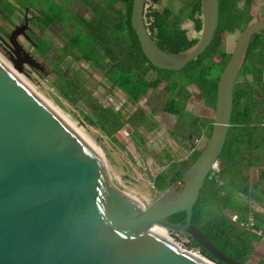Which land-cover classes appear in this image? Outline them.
I'll use <instances>...</instances> for the list:
<instances>
[{
	"label": "water",
	"instance_id": "1",
	"mask_svg": "<svg viewBox=\"0 0 264 264\" xmlns=\"http://www.w3.org/2000/svg\"><path fill=\"white\" fill-rule=\"evenodd\" d=\"M145 4L133 0L131 21L154 66L181 71L211 45L219 26V0H201L199 40L178 54L162 50L153 39ZM263 9L264 0L237 36L220 76L207 145L195 161H188L182 180L148 206L118 186L101 154L0 57V264L211 263L155 232V225L186 234L218 262L240 264L192 224V212L222 155L235 85L252 37L264 30ZM27 14L5 40L16 48L11 60L19 71L25 64L37 67L36 57L18 39L31 28ZM183 211L184 223L171 220ZM251 257L245 264H254Z\"/></svg>",
	"mask_w": 264,
	"mask_h": 264
},
{
	"label": "trees",
	"instance_id": "2",
	"mask_svg": "<svg viewBox=\"0 0 264 264\" xmlns=\"http://www.w3.org/2000/svg\"><path fill=\"white\" fill-rule=\"evenodd\" d=\"M82 1L93 6L97 23H95L96 26L91 25L93 32L88 33L89 37L85 41L80 37V32L77 37L71 38L68 43L69 48L77 49L85 61L103 70L111 85L122 91L133 103L138 104L151 89L165 83V90L170 93V96L163 110L178 118H191L189 123L192 127L199 133L204 132L206 146L213 131L214 120L192 116L187 111V103L191 98L188 88L191 85L197 87L205 104L215 110L218 82L232 56V50H228L223 35L242 32L246 26L243 7L250 3L258 9L262 0H219L220 20L215 37L203 54L181 70L184 77L181 83L170 78L177 73L176 71L163 70L154 66L144 54L137 32L132 26L133 0H100L103 5L102 11H100L99 2L93 5L92 0ZM159 2L160 0H152L153 8L150 9L149 17L153 19L147 26L157 45L162 50L173 54H178L195 45L199 38H191L188 30L181 27V20L175 18L171 5L163 10L154 7ZM184 3L186 10H189L187 17L194 23L195 31L201 33L203 27L201 0H184ZM30 6L31 4L25 7L31 9ZM60 10L63 11V8L59 4H52L47 10L46 17L41 20L42 26L48 28L56 23L64 25V17ZM100 26L101 28H98ZM46 46H43L45 54L48 52ZM63 59L64 57L57 64L59 65ZM152 73L157 74V77L148 80L147 77ZM73 74L76 79L72 81L65 77L64 81H68L66 85H60V81L56 82L62 93L76 98L89 96L90 93L87 92L80 75L75 72ZM240 76H243V79L239 82L237 80L234 88L231 126L219 159L220 172L218 174L212 172L207 178L193 207L192 224L207 235L224 253L238 263L245 264L254 249L256 239L250 235L240 248L230 245L229 234L233 225L225 219L224 212L235 207L233 209L238 213L239 221H247L244 224L249 222L248 216L252 211L250 204L247 200L238 199L237 194L244 195L247 199L255 200L264 206V170L256 182L251 180L249 174V169L255 165L252 159L256 148L253 136L256 131L262 129L259 122L264 119V30L252 37ZM95 108L98 112V124L112 138L126 124L138 125L144 121L143 110L139 117L135 113L125 117L113 106L96 105ZM204 148L194 149L189 160L195 161ZM186 167L173 163L153 178V189L161 194L175 182H180ZM186 216V212L183 211L173 215L171 220L184 223ZM258 216L257 213L254 214L255 221ZM187 237L190 240V237ZM190 246L197 247V244L191 243ZM202 253L207 259L217 264H226L218 262L208 251H202Z\"/></svg>",
	"mask_w": 264,
	"mask_h": 264
},
{
	"label": "rangeland",
	"instance_id": "3",
	"mask_svg": "<svg viewBox=\"0 0 264 264\" xmlns=\"http://www.w3.org/2000/svg\"><path fill=\"white\" fill-rule=\"evenodd\" d=\"M73 1L0 0V38L5 40L7 35L11 34L17 25L24 23L26 10H28L29 19L34 22V19L40 13H42L40 19L45 18L47 10L52 4H59L63 8L60 13L63 15L65 23L64 25L56 23L51 28L42 27L44 30L41 29L40 31L36 29L40 33L41 38L46 40L49 47L53 49L52 51L49 50V55L55 58V62H49L45 58L38 56L34 51L33 45L23 37H20L19 41L27 51L36 57L38 67L32 68L25 64L23 71L17 70L10 55L3 50L1 40L0 57L101 154L118 186L148 206L159 196L152 187L153 178L170 165H173V163H180L184 167L188 164L185 158L187 156V148L185 147L187 140L185 136L188 134L185 128L188 129V127H185L183 123L187 122L189 124L191 118L186 117L185 120L178 118L176 115L168 114L163 110L170 96V93L165 90V83L155 89H151L136 104L130 101L122 91L112 87L101 70L84 63L82 60L80 61L79 53L76 54L77 58L75 57L73 60L71 57L64 58L57 66L56 62L62 56L61 51L65 42L71 39H67L70 31L64 32L62 29L69 27L70 22H72L74 23L71 26L74 27L72 29L74 30L72 38L77 37L80 32L77 29L78 23L75 22L78 15L74 11L80 12L88 17L89 20H94L96 15L93 6L85 4L82 0ZM98 2L101 4L100 11H102L103 5L100 0H92L93 5ZM30 4L31 9L25 7ZM168 5L172 6L177 16L175 18L181 20V27L188 30L189 36L191 38H199L201 33L195 31L194 23L187 17L189 10H186L184 0H160L154 7L163 10ZM151 8H153V4L149 9ZM256 10L255 5L253 6L250 3L243 7L246 24L252 19ZM32 24H30V27L34 28ZM238 35L239 32L231 35L225 33L223 35L224 43L228 46L229 51L233 50ZM80 37L85 41L89 34L85 33L84 35V33H81ZM74 71L78 72L82 78L87 92L90 93L89 96H79L77 98L71 95L66 96L56 84L57 81H60V85H66L68 81H64L65 77L70 78L72 81L75 80ZM176 72L170 78L178 80L180 83L183 82L182 72ZM155 77H157V74L152 73L147 78L149 80ZM242 79L243 76H240L238 82ZM188 90L191 93V98L187 103V111L192 116L214 119L215 110L205 104L197 87L191 85ZM96 105L113 106L125 117H129L134 113L139 117L144 112V121L138 125L126 124L112 138L97 122L98 112L95 108ZM142 110L143 112H141ZM253 143L256 145L254 158L257 159V163L255 160L254 164L261 166L264 164V131L262 129L255 132ZM205 144L206 137H203L199 142V148L205 147ZM174 232H172L174 241L178 244L184 242L185 245L183 247H187V235H183L181 232H178L181 234ZM165 236L167 237V235ZM209 261L217 264L211 260Z\"/></svg>",
	"mask_w": 264,
	"mask_h": 264
},
{
	"label": "crops",
	"instance_id": "4",
	"mask_svg": "<svg viewBox=\"0 0 264 264\" xmlns=\"http://www.w3.org/2000/svg\"><path fill=\"white\" fill-rule=\"evenodd\" d=\"M209 108H212L211 106H208ZM185 125V124H184ZM186 125H189L190 127H188L187 130H189L187 133V135L185 136L187 143L185 144V147L187 148V156L185 157L187 160L186 162L189 161V157L192 154V152L194 151V149L199 148V142L203 139L202 133H199L196 129H194V127H192L191 123H187ZM204 134V132H203ZM255 154V151H254ZM254 154L252 156L253 161L256 160L257 163V159L254 158ZM179 165L182 166V164L179 163ZM184 167V166H182ZM264 170V164H262L261 166L258 164H255L253 167H251L249 169V174L251 176V180L253 182H256L258 179V176L260 175V173ZM236 197L238 199H243V200H247V202H249L250 204V208H251V214L248 216V221L250 220V217L252 216L254 218V214L257 213L259 216L257 218V221H255L254 218V228L257 231H262L263 234L260 235L259 233L255 232L253 229L248 228L244 222L247 221H239V216L238 213H236L234 211L233 208H229L227 210H225L224 214H225V219L231 223L233 225L232 230L230 231V238L229 241L231 242L230 245H232L233 247H237L240 248V246H242L246 240L249 238L250 235H253V237H255V242H254V249L252 251V257H251V263H259V264H264V206L261 205V203L252 200V199H247V197H245L244 195L241 194H237ZM236 201V198H235ZM251 256V255H250ZM250 259V257H249ZM248 262V261H247Z\"/></svg>",
	"mask_w": 264,
	"mask_h": 264
},
{
	"label": "flooded vegetation",
	"instance_id": "5",
	"mask_svg": "<svg viewBox=\"0 0 264 264\" xmlns=\"http://www.w3.org/2000/svg\"><path fill=\"white\" fill-rule=\"evenodd\" d=\"M73 1V0H72ZM74 2V1H73ZM258 10V9H257ZM77 15H78V18H77V20L75 21V22H77L78 23V28L77 29H79V31L81 32V33H84V35H85V33H92L93 32V30H92V28H91V25H93V26H96V24L95 23H97L96 22V15H95V17H94V20H89V18L88 17H86V16H84L83 14H81L80 12H76V11H74ZM257 12V11H256ZM256 14V13H255ZM255 14H253V16L255 15ZM262 14L264 15V9H263V11H262ZM42 15V13H40L38 16H36V18L34 19V22H33V20L31 19H29V17H28V14H27V18L29 19V25L30 24H32L33 25V27L34 28H30L29 30H28V32H27V36H24V35H21V36H19V38L20 37H23V38H25L27 41H29L32 45H33V47H34V51H35V53L38 55V56H40V57H43V58H45L47 61H49V62H55L54 61V57H51L50 55H49V52L50 51H52L53 49L51 48V47H49V45L47 44V42H46V40H44L43 38H41V36H40V33H38L37 32V30L36 29H38V31H40L41 29H43V28H47V27H43L42 26V22H41V16ZM24 18H25V16H24ZM100 24V23H99ZM53 25H55V24H53ZM74 25V23H72V22H70V26L69 27H65L64 29H62V31H64V32H67V31H70V35H69V37L67 38V39H69V38H72V34H73V32H74V30H72L74 27H71V26H73ZM43 27V28H42ZM52 27V26H51ZM51 27H48V28H51ZM70 28H71V30H70ZM98 28H101V26L100 27H98ZM44 30V29H43ZM239 33H241V32H239ZM18 38V39H19ZM66 39V40H67ZM0 40H1V42H2V48H3V50L6 52V54H8V55H10V57H12L14 54H13V50L11 51V49H16L15 47H13V48H9L8 46H7V44L5 43V39H3V38H0ZM68 43H69V40H67L66 42H65V44H64V46H63V48H62V51H61V54H62V56H61V58H67V57H71V59L73 60V58H75L76 57V54L77 53H79V59H80V61L82 60L84 63H88L89 65H92L93 66V64L91 63V62H88V61H85L83 58H82V54L77 50V49H75V48H71V49H69V45H68ZM47 46H46V45ZM43 46H46V47H48V52H47V54H45V53H43V51H44V47ZM50 50V51H49ZM23 56V55H22ZM23 58H24V56H23ZM60 58V59H61ZM77 58V57H76ZM58 62V61H57ZM57 62H56V65L58 66V64H57ZM48 65V64H47ZM37 67H38V64H37ZM94 67V66H93ZM95 68V67H94ZM48 69V68H47ZM96 69H99V68H96ZM99 70H101V69H99ZM78 71V70H77ZM103 73H104V75H105V77H106V74H105V72L103 71V70H101ZM75 72V71H74ZM75 73H78V72H75ZM109 81V80H108ZM113 81V80H112ZM110 82V81H109ZM111 83V82H110ZM111 85V84H110ZM112 87H114L113 85H111ZM257 124H258V122H257ZM185 127H190L189 125H184ZM185 130H186V132H188L189 130H187L186 128H185ZM202 136H205L203 133H202Z\"/></svg>",
	"mask_w": 264,
	"mask_h": 264
},
{
	"label": "built area",
	"instance_id": "6",
	"mask_svg": "<svg viewBox=\"0 0 264 264\" xmlns=\"http://www.w3.org/2000/svg\"><path fill=\"white\" fill-rule=\"evenodd\" d=\"M150 6H152V0H146V4H145V22H146V25L147 26H149V24L151 23V21H152V17H149V13H150ZM149 29V28H148ZM150 30V29H149ZM151 32V31H150ZM259 126L264 130V119H262L260 122H259ZM212 172L214 173V174H218L219 172H220V166H219V162L218 163H216L213 167H212ZM152 187L154 188V186H153V183H152ZM245 225L248 227V228H251V229H253L254 228V219H253V217L251 216L250 217V220H249V222L248 223H245ZM156 228H158V229H162V230H164V232H165V235H167V237H168V239L169 240H171L172 242H174L177 246H179V247H181V248H183V249H185V250H187V251H189V252H191V253H193V254H195V255H197V256H199L200 258H202V259H205V260H207V258L203 255V253H202V251L198 248V247H191L190 246V244H191V242H190V240H189V238L187 237V247H183V245H185L184 244V242H182V243H176L175 241H174V237L172 236V232L173 231H171V230H168L167 228H165V227H162V226H159V225H155L154 227H153V230L154 229H156ZM255 232H257V233H259L260 235H262L263 234V232L260 230V231H257V230H255V229H253ZM155 231V230H154ZM156 232V231H155ZM174 233H176V234H181V233H178V232H174ZM165 235H163V236H165ZM184 235V234H183Z\"/></svg>",
	"mask_w": 264,
	"mask_h": 264
},
{
	"label": "bare ground",
	"instance_id": "7",
	"mask_svg": "<svg viewBox=\"0 0 264 264\" xmlns=\"http://www.w3.org/2000/svg\"><path fill=\"white\" fill-rule=\"evenodd\" d=\"M34 90V89H33ZM35 91V90H34ZM37 92V91H36ZM37 94H39V93H37ZM40 95V94H39ZM41 96V95H40ZM42 97V96H41ZM72 126V125H71ZM73 127V126H72ZM77 132V131H76ZM158 234H160V235H165V232H164V230H162V229H158V228H156V229H154ZM166 237V236H165ZM205 260V259H204ZM205 261H207L208 263H210V261H208V260H205ZM210 264H213L212 262L210 263Z\"/></svg>",
	"mask_w": 264,
	"mask_h": 264
}]
</instances>
